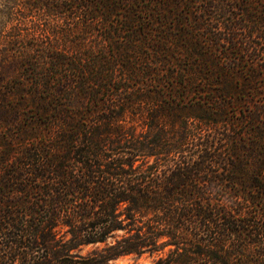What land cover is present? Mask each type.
Masks as SVG:
<instances>
[{
  "label": "trees",
  "instance_id": "obj_1",
  "mask_svg": "<svg viewBox=\"0 0 264 264\" xmlns=\"http://www.w3.org/2000/svg\"><path fill=\"white\" fill-rule=\"evenodd\" d=\"M131 254L264 264V0H0V264Z\"/></svg>",
  "mask_w": 264,
  "mask_h": 264
},
{
  "label": "rangeland",
  "instance_id": "obj_2",
  "mask_svg": "<svg viewBox=\"0 0 264 264\" xmlns=\"http://www.w3.org/2000/svg\"><path fill=\"white\" fill-rule=\"evenodd\" d=\"M98 246H102L101 244L97 245H88L82 249L83 253H88L92 251ZM153 258L147 255L144 256H137L135 254L121 256L117 259H113L109 261L107 264H152Z\"/></svg>",
  "mask_w": 264,
  "mask_h": 264
}]
</instances>
